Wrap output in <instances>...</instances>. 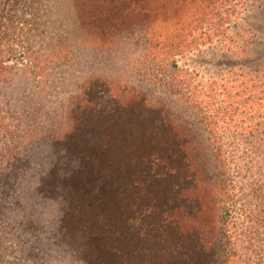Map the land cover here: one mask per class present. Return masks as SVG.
Segmentation results:
<instances>
[{"label":"trees","instance_id":"16d2710c","mask_svg":"<svg viewBox=\"0 0 264 264\" xmlns=\"http://www.w3.org/2000/svg\"><path fill=\"white\" fill-rule=\"evenodd\" d=\"M72 1L86 44L126 41L129 79L90 76L20 129L3 83L27 70L32 101L54 59L0 0V264H264V70L179 63L230 49L243 0ZM140 76L198 114L210 152Z\"/></svg>","mask_w":264,"mask_h":264},{"label":"rangeland","instance_id":"374dc122","mask_svg":"<svg viewBox=\"0 0 264 264\" xmlns=\"http://www.w3.org/2000/svg\"><path fill=\"white\" fill-rule=\"evenodd\" d=\"M19 1L15 9L18 20L21 22L25 19L32 23L30 46L39 51L43 59H54L48 63L45 87L42 86L43 89L32 96V101H28V96L36 87H33L27 70L14 69L3 83L10 111L16 117H21L20 129L44 126L41 119L31 121L27 118V114H35L30 109L41 107V111L51 114L52 110H57L58 101L75 93L78 85L90 76L101 74L116 81L129 79L126 41H120L116 49L105 51L86 44L85 35L76 22L72 0ZM22 9L26 11L24 16H21ZM228 39L230 49L218 43L204 45L182 57L179 63L189 65L204 79L240 65L252 70L257 67L264 70V0H243V8L230 27ZM129 45L130 42H127V47ZM144 80L141 76L130 78L131 82L141 87L143 83L142 88L162 99L170 110L171 119L173 108L177 115L175 118L180 123H188L199 135L203 149L210 152L209 135L204 131L198 114L181 104L172 106V94L155 89L149 83H144Z\"/></svg>","mask_w":264,"mask_h":264}]
</instances>
